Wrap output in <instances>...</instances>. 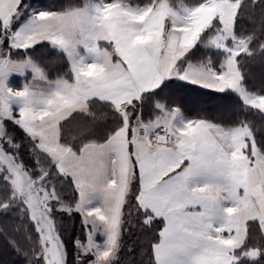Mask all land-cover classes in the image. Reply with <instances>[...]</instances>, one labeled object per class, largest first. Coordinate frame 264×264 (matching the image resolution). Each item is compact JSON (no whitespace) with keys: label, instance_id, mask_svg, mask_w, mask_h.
Returning <instances> with one entry per match:
<instances>
[{"label":"crops","instance_id":"1","mask_svg":"<svg viewBox=\"0 0 264 264\" xmlns=\"http://www.w3.org/2000/svg\"><path fill=\"white\" fill-rule=\"evenodd\" d=\"M20 3L0 0V21L7 29L18 18ZM111 9L87 6L35 14L22 24L32 23L22 41L20 25L12 46L49 42L67 56L73 79L50 81L32 61L5 57L0 61L5 109L75 185L86 238H96L93 232L99 231L104 247L116 246L136 167L139 205L162 222L154 249L157 263L233 264L234 252L247 241L249 223L264 222V161L255 153L248 128L188 117L178 106L157 103L153 121L137 118L133 126L125 123L104 141L73 151L61 142V125L76 113L88 112L92 100L128 112L172 81L234 94L264 113V102L246 93L238 52L230 45L236 5L221 4L222 27L208 41L210 47L228 52L221 71L192 62L179 66L196 42L184 44L180 36H168L166 19L155 16L157 8L128 7L125 15ZM147 13L156 17L150 28L143 23ZM132 14H144L145 19L128 22ZM26 77L30 80L22 87L12 84ZM158 125L173 133L171 145H157L147 133Z\"/></svg>","mask_w":264,"mask_h":264},{"label":"trees","instance_id":"2","mask_svg":"<svg viewBox=\"0 0 264 264\" xmlns=\"http://www.w3.org/2000/svg\"><path fill=\"white\" fill-rule=\"evenodd\" d=\"M89 1L91 0H21L18 18L12 27L7 29L0 21V61L5 57L16 60H30L41 68L48 80L71 81L73 75L70 64L67 56L62 51L54 48L49 42H38L30 47L16 49L10 44V36L22 23L37 12H67L85 7ZM102 1L109 3L122 2L132 7H147L160 1H166L174 7H178L180 5L193 6L206 0ZM228 1L239 2L235 16V40L241 36L251 37L253 45L257 47L252 54H240L237 56L242 85L247 94L264 96V0ZM217 32L216 26H211L202 32L194 48L179 62V66L182 67L186 63L192 62L209 65L216 71H221L228 52L225 49L210 47L208 43L209 39ZM235 40L230 42L231 46ZM29 80V77L14 79L12 84L20 88ZM157 103H164L170 108L171 106H178L188 117H202L226 127L247 125L251 131L252 138L264 153V113L256 108L245 106L234 94H218L196 86L186 85L179 81L168 82L153 93L145 95L140 102L128 107V112L125 113H120L109 104L92 100L89 103L88 112L76 113L61 125V142L69 146L73 151H79L88 142H102L125 123L130 127L133 126L137 118L146 122L153 121L158 113L156 109ZM45 155L50 157L46 153ZM138 194L139 184L135 167L121 222L124 223L127 215L133 216L135 211L140 217L138 209H142V213L152 218V229L148 233V231H142L143 227L137 226L132 228L130 233H127L126 238L129 240V244L126 249L128 253L122 264H125V261H128L126 264H152L149 254L154 258V249L158 243L159 233L162 228V222L159 219L153 218L140 207ZM3 201V198H0V203ZM76 215L78 220H74L73 229H82L84 231L80 221V214ZM141 215L143 216L144 214ZM9 217V214L0 213V223L6 222ZM17 222L19 220L16 219L14 222L11 219L13 233L15 234L21 230L20 226L16 224ZM262 226L263 221L259 220L249 223L247 241L241 249L234 252L235 261L233 264H264V250H260L261 254L258 259L252 260V258L247 256L249 251L254 246H258V244L259 248L264 249V236L261 233ZM22 235L23 232L17 237H8L5 232H2L0 226V264H39L29 243L25 239L22 241L18 238ZM76 236H78L77 233ZM84 236H80L81 238L79 239L86 242V233ZM147 241L150 246L147 245ZM66 244L68 246V254H71L74 250L72 239H69ZM148 250H151V253H148ZM156 264H158L157 261Z\"/></svg>","mask_w":264,"mask_h":264},{"label":"rangeland","instance_id":"3","mask_svg":"<svg viewBox=\"0 0 264 264\" xmlns=\"http://www.w3.org/2000/svg\"><path fill=\"white\" fill-rule=\"evenodd\" d=\"M227 1L206 0L197 5H180L178 7H174L166 1H160L147 7L134 8H157L155 16L159 15L160 20L166 19L165 26H167L168 36H170L169 34H173L176 38L180 36L179 38L184 44H190L197 43L202 32L211 26H216L217 34H219V29L222 27L221 4ZM233 3L236 5L237 11L239 2ZM107 5H110L112 11H117L122 15L129 12L127 11L128 7L133 8L127 3H109L102 0H91L85 7L100 9ZM161 10L162 13H160ZM38 13L42 12L36 14ZM132 15L126 19L128 22L141 23L145 19L144 14H138L137 18L136 15ZM147 16L143 23L145 28H148L147 26L150 28L155 25L156 17H149V13ZM142 18L144 19L142 20ZM146 23L148 24L146 25ZM31 27L32 23L30 22L25 23L19 29L21 41L30 32ZM13 33L10 36V44L13 43ZM233 45L238 55L252 54L253 50L257 48L253 45L251 37L236 38ZM248 95L264 102V96ZM6 101L4 91L0 87V198L4 200L0 203V213L10 216L9 220L0 223L2 232H5L8 237H17L23 232V235L18 238L22 241L25 239L29 243L39 264L124 263L128 253L126 247L129 244V240L126 238L127 233L137 226L143 227L142 231L149 233L152 229V218L142 213V209V211L138 209L140 217L137 211L133 213V216L127 215L124 223L120 224L117 244L114 247H104L103 235L99 231L93 232L96 238H86L87 243L79 239L85 237V233L82 235L85 230L73 229L74 220H78L76 214H80L76 211L78 209L75 185L61 170L58 162L42 152L35 136L17 123L12 112L6 111ZM241 126L248 128L251 135L247 125ZM252 140L256 149L255 153L257 152V155L259 153L260 158L264 161L263 151L253 138ZM11 219L14 222L16 219L19 220L16 224L20 226L21 230L16 234L13 233ZM76 233L78 236L75 237ZM261 233L264 236V222ZM69 239H72L74 244L71 254H68L66 244ZM149 244L147 241V245ZM260 250L264 249L259 248V244L254 246L247 254L248 258L258 259L261 254ZM148 253H151V250H148ZM149 257L152 264H156L155 250V259L150 254ZM126 263L128 261H125Z\"/></svg>","mask_w":264,"mask_h":264},{"label":"built area","instance_id":"4","mask_svg":"<svg viewBox=\"0 0 264 264\" xmlns=\"http://www.w3.org/2000/svg\"><path fill=\"white\" fill-rule=\"evenodd\" d=\"M142 127V126H141ZM143 128L141 131L143 132ZM147 133L151 136L152 140L157 145H171L174 140L173 133L165 125H158L147 130Z\"/></svg>","mask_w":264,"mask_h":264}]
</instances>
